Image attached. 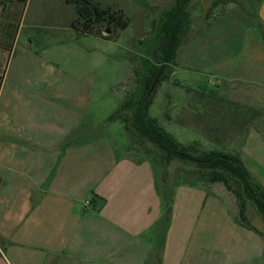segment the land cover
Listing matches in <instances>:
<instances>
[{
  "label": "rangeland",
  "instance_id": "rangeland-1",
  "mask_svg": "<svg viewBox=\"0 0 264 264\" xmlns=\"http://www.w3.org/2000/svg\"><path fill=\"white\" fill-rule=\"evenodd\" d=\"M173 1L46 0L47 18L39 24L32 22L33 5L23 17L18 1L9 10L0 8V31H6L0 42V174H7L10 163L36 160V146L9 153L7 136L16 129L55 130L58 99L72 95L88 105V114L82 112L88 121L80 131L89 129V140L108 142L118 157L151 160L164 195L179 183L209 184L204 170L168 160L133 126L135 103L154 62L151 49L161 11ZM56 3L61 6L52 9ZM191 11L190 28L166 80L153 90L149 114L194 155L216 150L243 154L248 162V132L260 141L264 135V58L247 57L259 40L264 42L261 12L250 0H194ZM74 85L77 91L70 89ZM23 185L10 182L8 194L0 195V264H16L7 246L23 240L29 227ZM246 216L264 232V218L250 205Z\"/></svg>",
  "mask_w": 264,
  "mask_h": 264
},
{
  "label": "crops",
  "instance_id": "crops-1",
  "mask_svg": "<svg viewBox=\"0 0 264 264\" xmlns=\"http://www.w3.org/2000/svg\"><path fill=\"white\" fill-rule=\"evenodd\" d=\"M15 1L19 16L33 5L32 22H45L46 0H0V8L9 10ZM251 1L264 23V0ZM257 43L248 58H264V42ZM70 96L58 99L55 130L16 129L7 136L13 155L38 148L34 162L10 163L0 174V195L8 194L10 182L24 184L29 227L23 240L7 246L16 264H264V238L236 220L235 200L222 184L179 183L164 195L151 160L118 157L108 142L96 143L89 129L80 131L88 105ZM255 138L250 130L249 163L239 155L264 184V138ZM10 196L13 205L15 192Z\"/></svg>",
  "mask_w": 264,
  "mask_h": 264
},
{
  "label": "trees",
  "instance_id": "trees-1",
  "mask_svg": "<svg viewBox=\"0 0 264 264\" xmlns=\"http://www.w3.org/2000/svg\"><path fill=\"white\" fill-rule=\"evenodd\" d=\"M193 1L174 0L162 8L161 26L151 49L154 62L145 79L143 93L135 103L133 126L141 138L156 145L168 160L177 158L195 164L200 171L206 172V177L202 178L207 183L222 184L235 200L236 220L264 238V232L251 224L246 216L250 205L264 218V184L248 169L241 156L216 150L194 155L189 147L179 143L149 114L155 100L153 90L158 82L160 84L166 80L178 56L183 37L190 28ZM125 106L131 107L132 103L127 102ZM124 121L127 123L129 119L125 118ZM92 200L96 201V197L93 196Z\"/></svg>",
  "mask_w": 264,
  "mask_h": 264
},
{
  "label": "water",
  "instance_id": "water-1",
  "mask_svg": "<svg viewBox=\"0 0 264 264\" xmlns=\"http://www.w3.org/2000/svg\"><path fill=\"white\" fill-rule=\"evenodd\" d=\"M106 32H107V33H110V29H109V28H107V29H106Z\"/></svg>",
  "mask_w": 264,
  "mask_h": 264
}]
</instances>
